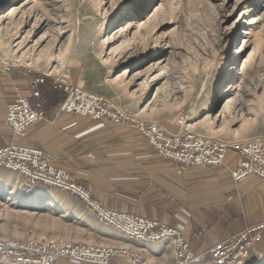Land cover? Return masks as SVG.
<instances>
[{
  "label": "rangeland",
  "instance_id": "374dc122",
  "mask_svg": "<svg viewBox=\"0 0 264 264\" xmlns=\"http://www.w3.org/2000/svg\"><path fill=\"white\" fill-rule=\"evenodd\" d=\"M0 54L22 95L48 75L43 108L42 87L66 96L55 87L66 82L172 131L264 137V0H0ZM1 170L0 236L98 244L80 199ZM248 260L264 264V249Z\"/></svg>",
  "mask_w": 264,
  "mask_h": 264
},
{
  "label": "crops",
  "instance_id": "0c3cea01",
  "mask_svg": "<svg viewBox=\"0 0 264 264\" xmlns=\"http://www.w3.org/2000/svg\"><path fill=\"white\" fill-rule=\"evenodd\" d=\"M25 85L14 74L0 75V146L12 140L42 149L46 158L66 169L103 205L178 227L197 254L205 253L211 245L235 235L247 224L264 220V178L235 182L231 170L237 160L233 153L216 167H182L158 155L131 128L61 111V94L51 93L46 86L42 87L46 118L31 126L24 138L14 137L5 123L7 105L25 91ZM1 171L4 179L16 175L24 181L13 171ZM34 191L29 188L30 194ZM94 220L103 229L97 232L95 243L137 249L156 264L176 263L170 240H131L95 216ZM196 232L201 233L195 236ZM258 248L264 249V239L253 252ZM248 261L245 264H250ZM111 262L128 264L129 260L113 257ZM57 264L88 263L61 259ZM202 264L215 263L207 258Z\"/></svg>",
  "mask_w": 264,
  "mask_h": 264
},
{
  "label": "built area",
  "instance_id": "2783aa9c",
  "mask_svg": "<svg viewBox=\"0 0 264 264\" xmlns=\"http://www.w3.org/2000/svg\"><path fill=\"white\" fill-rule=\"evenodd\" d=\"M16 66L0 54V75L11 72ZM46 76L33 79L29 94H20L8 103L5 123L14 137L24 138L31 126L46 118L39 88L45 83ZM55 87L66 94L60 106L61 111L135 128L158 155L182 167H216L233 153L237 160L231 170L235 182H243L251 177L264 178V137L230 142L188 130L172 131L157 122L140 121L122 111L112 99L80 86L65 82ZM0 169L18 173L28 184L39 183L76 196L98 221L115 227L131 240H170L174 247L175 264H202L207 258L215 264H245L255 247L264 239L263 220L247 225L235 235L211 245L205 253L197 254L178 227L103 205L90 189L76 181L66 169L46 158L42 149L19 141L0 146ZM112 257L127 258L128 264H154L142 252L129 247L79 243L62 238L0 236V264H57L61 259L88 264H112Z\"/></svg>",
  "mask_w": 264,
  "mask_h": 264
},
{
  "label": "bare ground",
  "instance_id": "6f19581e",
  "mask_svg": "<svg viewBox=\"0 0 264 264\" xmlns=\"http://www.w3.org/2000/svg\"><path fill=\"white\" fill-rule=\"evenodd\" d=\"M116 20L115 19H113V20H111V23L110 24H112L113 22H115ZM3 55V54H2ZM3 57L6 59V57L3 55ZM7 60V59H6ZM32 194V193H31ZM30 194V195H31ZM29 196V195H28ZM33 197H40L39 195H33ZM43 198H45V197H43ZM36 207H37V205H36Z\"/></svg>",
  "mask_w": 264,
  "mask_h": 264
},
{
  "label": "trees",
  "instance_id": "16d2710c",
  "mask_svg": "<svg viewBox=\"0 0 264 264\" xmlns=\"http://www.w3.org/2000/svg\"><path fill=\"white\" fill-rule=\"evenodd\" d=\"M56 91V90H55ZM53 89H52V87L50 88V92L51 93H53V92H55ZM58 94H61L59 91H56ZM61 99H63L64 100V98H65V96H63L62 94H61Z\"/></svg>",
  "mask_w": 264,
  "mask_h": 264
}]
</instances>
